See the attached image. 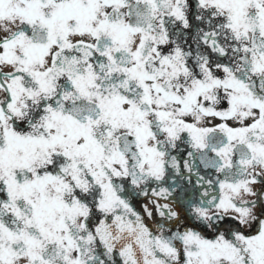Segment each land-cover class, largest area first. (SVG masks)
<instances>
[{
    "label": "snow or ice",
    "instance_id": "1",
    "mask_svg": "<svg viewBox=\"0 0 264 264\" xmlns=\"http://www.w3.org/2000/svg\"><path fill=\"white\" fill-rule=\"evenodd\" d=\"M0 264H264V0H0Z\"/></svg>",
    "mask_w": 264,
    "mask_h": 264
}]
</instances>
